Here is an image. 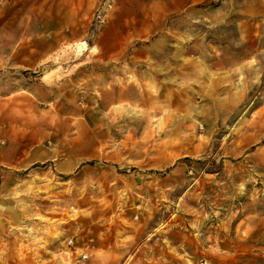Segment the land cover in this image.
Listing matches in <instances>:
<instances>
[{"label": "rangeland", "instance_id": "obj_1", "mask_svg": "<svg viewBox=\"0 0 264 264\" xmlns=\"http://www.w3.org/2000/svg\"><path fill=\"white\" fill-rule=\"evenodd\" d=\"M0 264H264V0H0Z\"/></svg>", "mask_w": 264, "mask_h": 264}, {"label": "built area", "instance_id": "obj_2", "mask_svg": "<svg viewBox=\"0 0 264 264\" xmlns=\"http://www.w3.org/2000/svg\"><path fill=\"white\" fill-rule=\"evenodd\" d=\"M68 244H69V245H72V241L70 240V241L68 242ZM87 258H88L87 255H84V256H83V259H87Z\"/></svg>", "mask_w": 264, "mask_h": 264}]
</instances>
